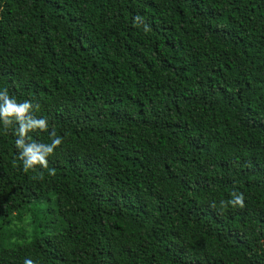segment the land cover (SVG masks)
<instances>
[{
  "label": "trees",
  "instance_id": "obj_1",
  "mask_svg": "<svg viewBox=\"0 0 264 264\" xmlns=\"http://www.w3.org/2000/svg\"><path fill=\"white\" fill-rule=\"evenodd\" d=\"M4 89L0 264H264V0H0Z\"/></svg>",
  "mask_w": 264,
  "mask_h": 264
},
{
  "label": "clouds",
  "instance_id": "obj_2",
  "mask_svg": "<svg viewBox=\"0 0 264 264\" xmlns=\"http://www.w3.org/2000/svg\"><path fill=\"white\" fill-rule=\"evenodd\" d=\"M141 19L137 16L135 23L139 25ZM145 30L147 31V25H145ZM39 109V103H33L29 100L18 102L14 96L9 95L7 89L0 91V124H2L4 131L18 125L15 146L19 150L18 158L23 162L25 172L35 171L38 166L48 168V158L54 155L55 150L63 143L62 138L57 136L54 130L51 132V143L32 141L29 133L48 132V121L34 114ZM51 174H54V171ZM244 201V194L234 191L230 200L220 201V208L226 209L231 206L233 209L237 207L242 209L245 207ZM212 206L215 207L216 205L213 204ZM24 264H35V262L26 258Z\"/></svg>",
  "mask_w": 264,
  "mask_h": 264
},
{
  "label": "rangeland",
  "instance_id": "obj_3",
  "mask_svg": "<svg viewBox=\"0 0 264 264\" xmlns=\"http://www.w3.org/2000/svg\"><path fill=\"white\" fill-rule=\"evenodd\" d=\"M25 222H27V220H25Z\"/></svg>",
  "mask_w": 264,
  "mask_h": 264
}]
</instances>
